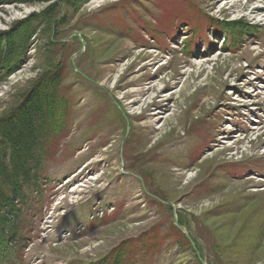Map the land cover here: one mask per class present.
I'll use <instances>...</instances> for the list:
<instances>
[{"label": "rangeland", "instance_id": "obj_1", "mask_svg": "<svg viewBox=\"0 0 264 264\" xmlns=\"http://www.w3.org/2000/svg\"><path fill=\"white\" fill-rule=\"evenodd\" d=\"M16 24L32 37L0 80V119L54 71L71 105L29 264L129 241L158 248L133 264H200L175 224L207 264H264V0L0 4V35Z\"/></svg>", "mask_w": 264, "mask_h": 264}, {"label": "trees", "instance_id": "obj_2", "mask_svg": "<svg viewBox=\"0 0 264 264\" xmlns=\"http://www.w3.org/2000/svg\"><path fill=\"white\" fill-rule=\"evenodd\" d=\"M30 1L45 0H0V4ZM34 21L32 18L30 24ZM30 24H16L9 32L1 33L0 80L25 61L24 53L32 37ZM226 27L229 31L243 28L240 22L228 23ZM47 76L11 109L8 117L0 119V264L6 261L7 245L18 239L15 227L20 218L12 214V208L19 182L40 168L48 142L66 127L69 100L60 93V74L54 71ZM115 249L118 252V247ZM121 258L113 251L97 264H121Z\"/></svg>", "mask_w": 264, "mask_h": 264}, {"label": "bare ground", "instance_id": "obj_3", "mask_svg": "<svg viewBox=\"0 0 264 264\" xmlns=\"http://www.w3.org/2000/svg\"><path fill=\"white\" fill-rule=\"evenodd\" d=\"M253 9H254V8H253ZM145 74H146V73H145ZM139 92H142V93H137V95H139V94H141V95L144 94V91H139ZM133 102H134V101H132L131 104H132ZM139 129H140V128H139ZM139 129H138V130H139ZM139 131H140V130H139ZM144 142H145V141H144ZM143 144H144V143H143ZM173 152H178V150H175V151H173ZM176 163H177V162H176ZM176 163H175V164H176ZM182 164H183V163H182Z\"/></svg>", "mask_w": 264, "mask_h": 264}, {"label": "water", "instance_id": "obj_4", "mask_svg": "<svg viewBox=\"0 0 264 264\" xmlns=\"http://www.w3.org/2000/svg\"><path fill=\"white\" fill-rule=\"evenodd\" d=\"M179 228V227H178ZM201 261V260H200ZM202 264H205L203 261H201Z\"/></svg>", "mask_w": 264, "mask_h": 264}]
</instances>
